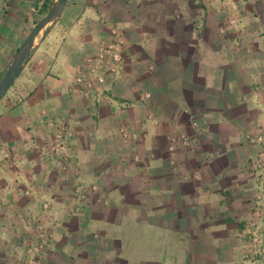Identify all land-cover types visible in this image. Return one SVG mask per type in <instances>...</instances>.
<instances>
[{
    "label": "crops",
    "instance_id": "1",
    "mask_svg": "<svg viewBox=\"0 0 264 264\" xmlns=\"http://www.w3.org/2000/svg\"><path fill=\"white\" fill-rule=\"evenodd\" d=\"M52 1L0 0V77ZM112 30L121 69L85 96L74 76ZM60 122L69 150L39 154ZM263 161L264 0H68L0 98V264L37 224L40 264H260Z\"/></svg>",
    "mask_w": 264,
    "mask_h": 264
},
{
    "label": "built area",
    "instance_id": "2",
    "mask_svg": "<svg viewBox=\"0 0 264 264\" xmlns=\"http://www.w3.org/2000/svg\"><path fill=\"white\" fill-rule=\"evenodd\" d=\"M122 46V36L116 30H112V39L100 42L97 45L95 57L87 59L85 65L77 71L74 76V83L85 96L94 98L92 93L94 84L104 83L107 74L114 76L119 73L123 61ZM149 96L150 93H144L142 98ZM118 134L121 140L125 142L133 141L136 138L135 133L128 132L123 127L119 128ZM72 139L73 130L71 126L66 122H60L55 126L45 147L39 149V154L43 155L47 152L65 153L69 150ZM181 139L183 143H188L186 137H181ZM256 139L261 140V137ZM93 189H95L94 186L78 185L75 192L80 200H84ZM23 193L29 195L30 191L28 188L23 189ZM43 207L47 208L48 203L44 202ZM244 230L248 235L247 247L251 258L260 264H264V204L256 206L254 216L246 222ZM34 236L27 248L22 264H40L43 254L48 248L50 238L44 225H36Z\"/></svg>",
    "mask_w": 264,
    "mask_h": 264
},
{
    "label": "water",
    "instance_id": "3",
    "mask_svg": "<svg viewBox=\"0 0 264 264\" xmlns=\"http://www.w3.org/2000/svg\"><path fill=\"white\" fill-rule=\"evenodd\" d=\"M68 0H53L45 14L31 27L15 51L10 63L0 77V98L8 90L14 79L28 60L30 53L37 48L51 27L60 17Z\"/></svg>",
    "mask_w": 264,
    "mask_h": 264
},
{
    "label": "trees",
    "instance_id": "4",
    "mask_svg": "<svg viewBox=\"0 0 264 264\" xmlns=\"http://www.w3.org/2000/svg\"><path fill=\"white\" fill-rule=\"evenodd\" d=\"M48 8V6L46 5V6H44V10H46Z\"/></svg>",
    "mask_w": 264,
    "mask_h": 264
}]
</instances>
